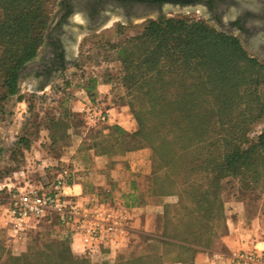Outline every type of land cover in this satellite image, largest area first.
Listing matches in <instances>:
<instances>
[{
    "label": "trees",
    "instance_id": "1",
    "mask_svg": "<svg viewBox=\"0 0 264 264\" xmlns=\"http://www.w3.org/2000/svg\"><path fill=\"white\" fill-rule=\"evenodd\" d=\"M47 4V0H0V10L5 14L0 22L3 102L19 95L23 70L37 59L46 43L50 28ZM134 41H138L141 48L151 46L145 58L134 66L132 52L123 50V61L131 69L125 85L134 95L129 106L137 125V131L123 140L143 141L146 144L143 148L152 152L155 163L170 172L162 187L177 193L169 192L164 199L176 196L178 202L165 206V232L159 243L166 249H181L177 262L195 264L196 254L209 248L213 234V229L205 231L201 227H209V220L210 227H214L213 220L219 221L224 216L223 203L218 196L221 180L243 174L250 162L264 154V133L258 143L245 147L248 131L264 116V100L258 93L264 66L247 54L237 38L217 33L203 22H151L144 34ZM177 73L191 84L171 102L166 96L171 86L166 78ZM86 90L93 103L99 101L96 85ZM17 101L19 105L27 103L22 96ZM187 105L191 106L187 114L193 115L189 119L184 115ZM242 108L248 115L242 119L239 115L235 120L234 113ZM64 120L66 117L59 118L42 130L54 145L58 140L75 136L68 119L66 123ZM105 128L106 125L93 130L96 134ZM28 132L17 137L9 151L0 146L13 162L17 157L24 161L25 152L31 150L33 135ZM39 133L40 130L34 135L38 137ZM185 151L189 152L186 172L182 168ZM199 174L211 179L201 185L191 183V178ZM189 198L192 202L184 205L183 200L188 202ZM143 203L144 199L128 207L140 209ZM56 238L71 248L69 240ZM54 247L45 248L48 254L25 256L19 264H35L36 258L47 259L48 255L56 260L49 263L45 259L43 264H89L86 259L74 258L71 250L59 251L56 247L59 252L54 255ZM125 264L165 263L163 258L149 255L143 260H127Z\"/></svg>",
    "mask_w": 264,
    "mask_h": 264
},
{
    "label": "rangeland",
    "instance_id": "2",
    "mask_svg": "<svg viewBox=\"0 0 264 264\" xmlns=\"http://www.w3.org/2000/svg\"><path fill=\"white\" fill-rule=\"evenodd\" d=\"M61 1L62 0H47L50 13V25L59 9ZM4 19V11L0 10V22ZM161 20H191L203 22L215 32L220 33L200 11H168L161 17L157 14H152L149 17L135 19L132 22L124 21L122 18L115 16L99 30L91 34L83 33L79 35L74 47V65L69 67L64 73L55 77L48 84H41L33 73H24L20 77L19 95L15 98H10L7 102H3L1 99L4 92L1 89L2 75L0 73V146L7 145V142L4 141V131L9 128H16L18 134L19 129L22 130V132L23 130L29 131L28 133L33 135V140L38 141V143L41 142L42 144L40 145L43 146L44 140L47 141V137L45 136L46 134L41 133L43 132L42 130L49 127L51 122H56L59 118L61 119L64 117H66V121L64 120L63 122L66 123L68 119L69 125H72L74 129L73 132L75 136L83 135L86 139H91L95 133L93 128H90L86 124L83 107L89 96L86 90L87 87H93L95 85L96 87L99 85H108L112 95V104L126 107L128 112L130 111L132 114L129 104L134 101V95L133 93L131 94L125 85V80L131 69L129 70L130 67L127 68L123 61L125 58L123 50L132 52L131 59L135 61L133 66L138 64L145 58L146 50H149L151 45L141 48L139 42L134 40L140 38L144 34L145 29L151 22H159ZM75 22L83 24L84 21L76 18ZM73 28L76 31H81L79 26ZM43 48L44 46L40 49L39 54L43 52ZM249 56L255 59L253 56ZM262 78L263 82L258 93L261 94L264 100V74ZM166 80L170 82L171 85L166 95L171 102L179 94H182V90L184 91V89L191 84L189 79L179 73L173 76L168 75ZM180 88L182 89L180 90ZM186 95H189V93H186ZM19 96L24 97L27 103H22L20 106L17 103ZM189 107L191 108V106ZM189 107L187 105V107L185 106L184 108V115L187 119L193 117V115L187 114L188 111H190ZM172 109L173 107H171V111L173 112ZM243 109L244 108L237 110L234 113L235 120L239 115H241L240 119L248 115L243 113ZM171 111L170 113L172 114ZM38 130H40V133L37 137L34 134L37 133ZM263 133L264 116L248 131L246 136L248 143L245 147L248 148L251 144L258 143ZM75 136L74 138H76ZM48 145H51V143L48 142ZM145 146L146 144L140 139H134L128 143V148H143ZM44 150H46L44 152L46 158L53 155L58 156L60 154L59 152L53 151L50 146L44 147ZM33 156V160H25L26 165L24 169L22 168V172L39 178L45 171L48 172L47 167L52 166H50V163L44 164V161L41 160V156L37 153L33 152ZM46 158H44V160H46ZM22 163L23 161L17 157L14 162L15 165L9 169L18 171ZM152 165V173H154V175L143 184L145 203L148 200L160 201L164 199L169 192L177 193L176 190H165L164 187H162V184L166 181L167 177H169L170 172L164 167L156 164L154 157L152 158ZM59 167H61V165ZM188 167L189 152L185 151L182 160V168H184L186 172ZM6 174H8L7 170H4L2 175L5 176ZM209 180L206 174H199L191 178V183L201 185L207 183ZM2 194L6 195V192ZM218 196L223 203L224 216L219 221L217 218L213 220L214 227H210V220L209 227H201L205 229V231H211L213 229V237L211 236L209 248L202 249L201 252H211L228 256L230 252L227 249L224 239L234 229L232 221H234L237 227H241L240 232L243 236L246 234L245 230H247V227H256L259 238H262L260 241H264V154L257 158L255 162H250L243 174L223 178L220 182ZM174 199L178 200L176 196ZM183 202V204L186 205L192 202V200L189 198L188 202L186 199L183 200ZM3 217L2 211L0 210V264H19L21 258L25 256L29 257L30 255L39 253L48 254V251L45 249L47 246H55L54 249L56 251H53L54 255L63 249L67 252L71 250V254L74 258L86 259L89 264H125L127 260H143L149 255H157L163 258L165 264H185L177 262L181 249L177 247L166 249V246L159 243L165 232L164 218L159 219L157 222V224H160V227L148 229H143L141 227L132 228L127 246L115 255L85 257L76 254L72 248L59 241L51 226L47 224L32 231L26 237L12 239L5 228ZM257 240L258 237H256L255 241ZM242 241L245 242L244 237H242ZM244 252H249V250L242 251L241 253ZM48 256L47 259L49 263L56 260L53 255ZM45 259L46 257L36 258L34 263L43 264Z\"/></svg>",
    "mask_w": 264,
    "mask_h": 264
},
{
    "label": "crops",
    "instance_id": "3",
    "mask_svg": "<svg viewBox=\"0 0 264 264\" xmlns=\"http://www.w3.org/2000/svg\"><path fill=\"white\" fill-rule=\"evenodd\" d=\"M95 94L96 99L102 101L111 112L112 122L106 125L104 130L96 131L97 135L95 134L91 139H86L81 135L75 136L76 138H67L64 141L58 140L55 145L52 144L50 138H47V141L44 140L43 146L45 148L50 146L53 151L60 153L58 156L53 155L46 158L44 155L46 150L40 145L42 143L33 140L31 150L25 152V158L20 164V169L18 171L10 170L9 168L15 164L6 152L11 148V143L17 140V136L25 135L27 130L22 132L19 129V134L16 128H9L4 131V141L7 142V145L2 147H5L6 152L0 149V210L3 216L8 192L2 190L7 185L14 186L21 183L23 177L29 175L22 171L26 165L25 160L34 159L33 152L41 156L44 164L50 163L52 167L61 165L71 168L74 173V183L77 185V194L88 197L102 194L107 200L118 201L126 207L143 201L145 198L143 184L152 176L153 172L152 152L147 148H128V143L132 140L123 139L128 135H133L137 131V125L133 115L130 111L128 112L126 107L112 104L110 87L99 85L96 87ZM88 101L92 102L89 96L86 99V102ZM48 142L51 145H48ZM4 170H7L8 173L5 176L2 175ZM3 192H6V195L2 194ZM177 202L178 200H175L174 197L160 201L148 200L143 203V208H134L135 213L132 217L131 227L143 229L160 227L157 222L164 218L165 206ZM232 225L233 231L224 239L230 252L229 257L247 250L249 252L256 249L264 251V241H260L262 238H259L256 227H247L246 234L243 236L240 232L241 227H237L234 221H232ZM242 237H244L245 242L242 241ZM256 237H258L257 241H255ZM216 255L218 254L199 252L196 254L194 262L195 264H216Z\"/></svg>",
    "mask_w": 264,
    "mask_h": 264
},
{
    "label": "built area",
    "instance_id": "4",
    "mask_svg": "<svg viewBox=\"0 0 264 264\" xmlns=\"http://www.w3.org/2000/svg\"><path fill=\"white\" fill-rule=\"evenodd\" d=\"M83 114L90 128L112 122L111 112L102 101L86 102ZM47 170L39 178L29 174L21 183L2 190L8 192L3 213L12 239L26 237L49 224L80 256H112L127 246L134 208L108 201L102 194H77L74 173L67 166ZM216 259V264H264V251L256 249L231 257L218 254Z\"/></svg>",
    "mask_w": 264,
    "mask_h": 264
},
{
    "label": "flooded vegetation",
    "instance_id": "5",
    "mask_svg": "<svg viewBox=\"0 0 264 264\" xmlns=\"http://www.w3.org/2000/svg\"><path fill=\"white\" fill-rule=\"evenodd\" d=\"M168 11H200L220 33L237 38L247 54L264 65V0H199L186 5L62 0L47 32L43 52L22 74L33 73L41 84H48L74 65L79 35L99 30L115 16L132 22L152 14L161 17ZM76 18L83 24L75 22ZM75 26L80 27L79 33Z\"/></svg>",
    "mask_w": 264,
    "mask_h": 264
},
{
    "label": "water",
    "instance_id": "6",
    "mask_svg": "<svg viewBox=\"0 0 264 264\" xmlns=\"http://www.w3.org/2000/svg\"><path fill=\"white\" fill-rule=\"evenodd\" d=\"M124 3H156V2H164L166 4L170 5H182V4H192L195 3L199 0H118ZM173 8V7H172ZM180 10V8H177V10ZM188 10V9H187ZM60 17L58 18V20ZM79 33V31H77Z\"/></svg>",
    "mask_w": 264,
    "mask_h": 264
}]
</instances>
